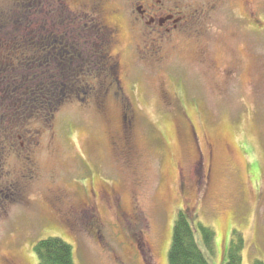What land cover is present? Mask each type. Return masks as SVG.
I'll return each mask as SVG.
<instances>
[{
	"label": "rangeland",
	"instance_id": "obj_1",
	"mask_svg": "<svg viewBox=\"0 0 264 264\" xmlns=\"http://www.w3.org/2000/svg\"><path fill=\"white\" fill-rule=\"evenodd\" d=\"M99 16L113 80L78 49L97 46ZM63 26L75 41L56 66L42 36L17 60ZM54 76L64 103L15 127L11 104L55 94ZM180 210L201 248L198 223L215 232L211 264L239 236L242 264H264V0H0V264H38L50 237L76 264H169Z\"/></svg>",
	"mask_w": 264,
	"mask_h": 264
},
{
	"label": "trees",
	"instance_id": "obj_2",
	"mask_svg": "<svg viewBox=\"0 0 264 264\" xmlns=\"http://www.w3.org/2000/svg\"><path fill=\"white\" fill-rule=\"evenodd\" d=\"M49 15V14H48ZM96 22H92V25L87 27V33L90 35H96L97 40L96 41L97 46L92 48V45L88 44L87 42L89 39L83 35L82 37H78L79 40V50H81L84 53V57L87 55V57L91 58L93 57L95 61L94 55H97V52L101 57L97 59V62H100L97 67L103 66V69L100 71H105L109 74L110 78L113 80L115 79L114 76L118 74V63L116 61L113 62L111 59V53L109 50L111 49L110 45V38L108 33V28L101 22L100 16L98 17ZM65 26V25H64ZM62 27L60 32V29L57 28V31L60 32L59 37H54V35L51 33L52 39L50 40L47 35L44 36V31L39 34L35 38V34L33 35V38L29 40L28 38L22 39V46L18 45V49L16 52L15 57L17 60H22V58H25L26 51H29L27 49L31 47H35L37 49L41 43V39L38 37L42 36L45 41V47L44 52L42 55L45 58H50L53 56V66H56V60L60 58V55H62L63 51L65 50L66 46H70V43L75 41L74 38L67 29V27ZM95 28V29H94ZM94 29V30H93ZM63 30L68 32L67 34H63ZM80 32H84L83 30H80ZM80 36V34H79ZM88 37V36H87ZM90 38V37H89ZM36 39V41H33ZM42 39V41H43ZM77 40V41H78ZM76 41V42H77ZM26 42H30L27 44ZM50 43H53L52 45ZM50 44V45H49ZM61 45L63 48H58L55 51L56 46ZM52 46V49H51ZM104 53H107L108 56L104 57ZM39 59V56H35V61L37 62ZM103 60H105L103 62ZM25 62V61H23ZM31 63L30 61H26ZM101 78L105 79L103 74H101ZM47 85L51 84L52 89L51 91L55 94L49 93L50 96H44L42 98L38 92H32L29 95L25 96L26 98L19 99L17 102H15V105H20L21 107L29 106L31 107L28 110L25 109H18V107L14 108V104H11L10 110H11V117H7V119H11V123L16 126L21 125L18 121H23L24 118H27L28 116H34L33 109H35V105L40 101H46L48 106L54 105L55 103L57 105H61L65 101V95H64V88L62 84L58 81V78L54 76L52 78L51 82L46 81ZM107 92V90H104ZM47 93V95H48ZM29 99L32 100L31 102L28 101ZM32 103V104H31ZM24 110V111H23ZM13 111V112H12ZM27 111V112H26ZM19 112H23V115ZM17 114V115H15ZM194 219L191 218L190 213L185 210H180L176 221L174 223L173 228V237H172V243L168 255V261L169 264H211L209 260V254L211 255L215 251V232L212 228L207 227L205 225H202L201 223H198V230L201 234L202 243L204 245V249L201 248V245L199 243L198 237H197V229L195 225L193 224ZM244 240L241 236L237 239H232L230 247L228 249V252L226 254V263L225 264H242L243 263V256L242 251L244 248ZM34 252L37 256L38 264H76L74 261V250L73 246H71L69 243L64 241L61 238L57 237H50L47 239H43L39 241L35 247ZM258 264H261L258 262Z\"/></svg>",
	"mask_w": 264,
	"mask_h": 264
},
{
	"label": "flooded vegetation",
	"instance_id": "obj_3",
	"mask_svg": "<svg viewBox=\"0 0 264 264\" xmlns=\"http://www.w3.org/2000/svg\"><path fill=\"white\" fill-rule=\"evenodd\" d=\"M141 14L142 15H140L143 19H146L145 17H144V12H142L141 11ZM159 16H157V15H155V18H158ZM154 17H150V27H155L156 28V30L155 31H158V26H157V19H155ZM160 19V18H159ZM164 19H166V17L164 18ZM167 20V22L166 23H169V26L170 27H172V22H170L171 20L168 18V19H166ZM192 22H194V19L193 18H191L190 19V23H191V25L193 24ZM174 26V25H173ZM108 33H109V35L111 36V34L110 33H112L110 30H109V28H108ZM113 34V33H112ZM141 34H142V36H143V33L141 32ZM142 39H143V37H142ZM152 39V41L151 42H149L146 46H145V50L147 51V52H149V53H156V51H157V45H156V42H157V39H155V38H151ZM159 47V46H158ZM141 54H142V57H143V48H142V51H141ZM124 150H126V149H124Z\"/></svg>",
	"mask_w": 264,
	"mask_h": 264
}]
</instances>
